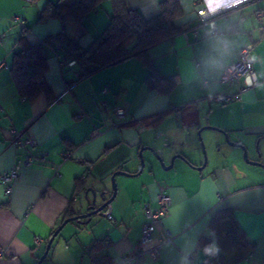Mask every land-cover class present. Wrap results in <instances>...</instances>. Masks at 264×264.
Returning a JSON list of instances; mask_svg holds the SVG:
<instances>
[{
    "label": "crops",
    "instance_id": "obj_1",
    "mask_svg": "<svg viewBox=\"0 0 264 264\" xmlns=\"http://www.w3.org/2000/svg\"><path fill=\"white\" fill-rule=\"evenodd\" d=\"M57 1L0 0V264H37L65 212L86 213L93 199L97 206L109 199L113 173H137L139 151L147 145L162 151L167 165L173 156L182 157L169 170L157 163L152 171L146 163L141 174L117 175V195L106 209L110 213L66 224L43 264H122L140 240L145 204L157 206L161 192L171 196L172 206L154 243L167 235L172 241L162 244L155 258L145 254L137 264H180L191 242L196 244L192 264H203L198 241L202 235L214 240L208 226L212 214L225 207L236 210L256 243L252 254L236 264H264V17L254 16L264 9V0L223 8L206 21L198 14L202 0H180L183 31L148 53L157 72L174 82L170 94L150 88V69L137 58L70 86L78 68L63 60L55 44L44 51L46 80L58 100L49 104L41 95L31 101L20 95L11 73L19 38L36 44L64 29L87 47L110 21L111 0L91 12L83 28L58 18L39 21L47 3ZM127 1L147 18L159 13L160 0ZM246 43L253 46L259 83L231 103L214 102L216 93L238 92V85L222 84L220 77ZM116 107L125 114L117 115ZM225 132L260 164L247 162ZM204 149L207 162L200 168ZM144 156L152 157L147 150ZM12 169L18 177L7 194L1 177ZM102 240L109 246L90 251Z\"/></svg>",
    "mask_w": 264,
    "mask_h": 264
},
{
    "label": "trees",
    "instance_id": "obj_2",
    "mask_svg": "<svg viewBox=\"0 0 264 264\" xmlns=\"http://www.w3.org/2000/svg\"><path fill=\"white\" fill-rule=\"evenodd\" d=\"M104 1L49 2L40 12L39 21L58 18L62 23L72 21L83 28L88 15L99 8ZM111 4L112 13L107 27L87 47H82L79 40L68 35L64 29L46 36L36 44L28 43L25 36L19 38V48L13 57L11 73L21 96L32 101L44 95L49 104L58 100L46 80L49 66L44 51L45 45L55 44L59 46L63 60L66 63L74 62L78 68L77 77L69 84L70 86L102 69L137 58L150 69L147 83L151 89L161 94H170L174 90V82L157 72L148 53L154 45L173 38L183 31V26L179 23L184 15L180 0H160L159 13L150 18L131 8L127 0H111ZM131 39H133L132 43ZM157 116L162 115L153 117L158 118ZM74 215L77 213L67 210L62 221ZM208 231L214 233V236H210L218 243L221 253L214 257L206 256L203 264H236L247 259L255 249L256 243L248 238L236 217L234 208L225 207L216 210L212 214ZM210 242V237L202 235L198 241V248L203 249ZM99 246L109 245L105 240L98 241L90 251L94 252Z\"/></svg>",
    "mask_w": 264,
    "mask_h": 264
},
{
    "label": "built area",
    "instance_id": "obj_3",
    "mask_svg": "<svg viewBox=\"0 0 264 264\" xmlns=\"http://www.w3.org/2000/svg\"><path fill=\"white\" fill-rule=\"evenodd\" d=\"M248 1V0H243ZM203 4L201 8L198 10V14L201 16L202 20L206 21L215 15L222 12L223 8L215 11L214 14H210L208 9L204 6V0H202ZM229 8V7H224ZM254 16L261 20L264 17V9H257L254 13ZM232 29H236L235 25L231 26ZM252 44L246 43L239 50L237 59L228 67H226L220 77V82L222 84H236L238 85L237 93H216L213 95V101L222 105L231 103L240 97V94L246 91L247 89L255 86L259 83V79L256 75L254 62L251 57ZM74 62H71L73 64ZM3 64H0V69L3 67ZM251 77L252 86H248L245 83L247 78ZM242 82V83H241ZM241 83V84H240ZM107 91V90H104ZM116 113L119 116H123L125 114L124 109L121 107H116ZM33 161L32 157H29L27 160V164H31ZM18 177V172L16 169H12L9 173L4 174L1 179L6 185V193L9 194L12 189V184L14 179ZM172 206V198L169 194L165 192H161L157 198V206H153L151 204H145L144 206V215L146 217V221L142 228V234L139 242L135 245L134 250L125 255L121 259L122 264H137L140 259L145 255L149 254L151 257L155 258L157 256L158 248L164 244L172 241L171 236H165L158 243H154V235L159 230L160 226L164 219L169 215L170 209ZM109 219H113L111 214L108 215ZM3 250H0V257L3 255Z\"/></svg>",
    "mask_w": 264,
    "mask_h": 264
},
{
    "label": "water",
    "instance_id": "obj_4",
    "mask_svg": "<svg viewBox=\"0 0 264 264\" xmlns=\"http://www.w3.org/2000/svg\"><path fill=\"white\" fill-rule=\"evenodd\" d=\"M205 128H210V129H218L217 127H214V126H206ZM202 130V129H201ZM200 130V132H201ZM225 136H226V140L227 142L230 144V145H233V146H239L243 149V156H244V159L251 163V164H260L259 162H256V161H252L250 158H249V151H248V148L245 144L243 143H236V142H233L230 140L229 138V135L225 132ZM147 150L151 153L152 157L150 159H146V157L144 156V151ZM204 154H205V161H204V164L200 167V168H203L207 162V156H206V151L204 149ZM139 157H140V169L137 173H134V174H131L129 172H125V171H116L115 173H113L112 175V187H113V193L111 195V197L107 200H105L101 205L97 206L96 205V198L93 199V203L92 205L90 206L89 210L86 212V213H81V214H77V215H74V216H70V217H67L65 218L62 223L55 229V231L53 232L52 236L49 238L48 242H47V245H46V249L44 251V253L41 255V257L39 258L37 264H43L44 261L46 260L50 250H51V247H52V244L55 240V238L60 234V232L63 230V228L65 227L66 224H68L69 222L71 221H75V220H78V221H82L83 219H90L93 215H96L98 213H110V210L106 211L107 207L110 206L111 202L115 199L116 195H117V183H116V177L117 175H131V176H135V175H138V174H141L146 166V163H149L151 165V169L152 171H155L156 169V164L158 163L163 170H169L173 167L174 165V161L177 157H182L181 155H175L172 157L171 159V162L169 165L166 164L165 162V158H164V154L162 151H159L155 146L153 145H147V146H144L140 149L139 151ZM106 211V212H105Z\"/></svg>",
    "mask_w": 264,
    "mask_h": 264
},
{
    "label": "clouds",
    "instance_id": "obj_5",
    "mask_svg": "<svg viewBox=\"0 0 264 264\" xmlns=\"http://www.w3.org/2000/svg\"><path fill=\"white\" fill-rule=\"evenodd\" d=\"M242 0H235L232 6H236L237 4L241 3ZM226 3V0H204V6L208 9L210 14H214L215 11L219 10V8ZM246 85L252 86L251 84V77L245 80ZM210 235L214 236V233H210ZM196 249V244L191 242L189 247L185 250L184 255L180 258V264H192L190 256ZM205 256L214 257L219 254V245L218 243L213 240L209 244L205 245L202 249Z\"/></svg>",
    "mask_w": 264,
    "mask_h": 264
},
{
    "label": "bare ground",
    "instance_id": "obj_6",
    "mask_svg": "<svg viewBox=\"0 0 264 264\" xmlns=\"http://www.w3.org/2000/svg\"><path fill=\"white\" fill-rule=\"evenodd\" d=\"M243 1V0H242ZM235 0H226V3L224 5H222L220 8H224V7H231L234 4ZM242 3V2H241ZM219 8V9H220Z\"/></svg>",
    "mask_w": 264,
    "mask_h": 264
},
{
    "label": "rangeland",
    "instance_id": "obj_7",
    "mask_svg": "<svg viewBox=\"0 0 264 264\" xmlns=\"http://www.w3.org/2000/svg\"><path fill=\"white\" fill-rule=\"evenodd\" d=\"M205 151H206V156L208 157V155H207V149H205ZM204 161H205V154H204ZM116 183H117V181H116ZM117 189H118V186H117ZM81 201H83V198L81 199ZM62 232V231H61ZM60 232V233H61ZM62 240V236H59L58 238H57V240H56V242H55V245L59 242V241H61Z\"/></svg>",
    "mask_w": 264,
    "mask_h": 264
}]
</instances>
